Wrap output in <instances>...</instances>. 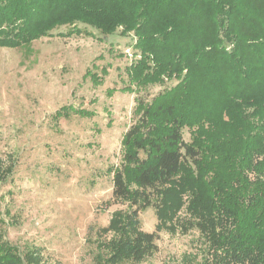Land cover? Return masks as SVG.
Here are the masks:
<instances>
[{"label":"trees","instance_id":"16d2710c","mask_svg":"<svg viewBox=\"0 0 264 264\" xmlns=\"http://www.w3.org/2000/svg\"><path fill=\"white\" fill-rule=\"evenodd\" d=\"M62 27V38L133 34L139 56L122 89L137 95L133 124L121 165L108 169L106 206L125 208L94 231L93 264H141L163 231L197 232V264H264V0H0V48L30 46ZM72 113L94 116L68 105L52 119ZM8 160L0 158L2 183L14 173ZM148 209L155 232L142 229ZM0 264L60 263L0 238Z\"/></svg>","mask_w":264,"mask_h":264},{"label":"rangeland","instance_id":"374dc122","mask_svg":"<svg viewBox=\"0 0 264 264\" xmlns=\"http://www.w3.org/2000/svg\"><path fill=\"white\" fill-rule=\"evenodd\" d=\"M54 36L18 49L0 48V158L15 169L0 182V238L24 254L40 248L45 260L93 264L94 231L109 224L121 204L112 199L110 167L122 161V139L133 124L136 94L122 89L135 57L133 34ZM102 69L108 71L103 76ZM103 76L94 84L87 71ZM177 81L150 87L149 99ZM111 92V93H110ZM94 112L52 119L62 106ZM111 126H108V123ZM190 141V132L184 131ZM10 214H6V212ZM186 215L185 211L181 217ZM155 232L154 209L140 215ZM159 250L141 264H197L198 233L163 231Z\"/></svg>","mask_w":264,"mask_h":264}]
</instances>
